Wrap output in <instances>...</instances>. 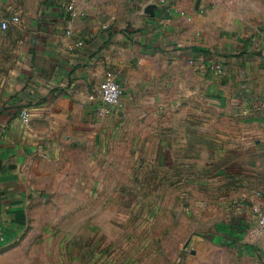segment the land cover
Instances as JSON below:
<instances>
[{
  "label": "crops",
  "instance_id": "crops-1",
  "mask_svg": "<svg viewBox=\"0 0 264 264\" xmlns=\"http://www.w3.org/2000/svg\"><path fill=\"white\" fill-rule=\"evenodd\" d=\"M67 1L0 0V23L20 15L8 29L0 24V43L15 52L13 92L0 109V248L26 230L30 203L48 182L43 164L90 160L98 149L130 165L131 182L142 179L145 160L156 181L228 183L236 192L220 196L242 214L216 222L215 234L256 254L264 241L247 228L250 192L264 188V0L234 13L228 21L247 25L220 50L193 40L180 0H76L86 11L76 16ZM149 2H157L155 13L145 11ZM108 68L124 91L122 104L102 115Z\"/></svg>",
  "mask_w": 264,
  "mask_h": 264
},
{
  "label": "rangeland",
  "instance_id": "rangeland-1",
  "mask_svg": "<svg viewBox=\"0 0 264 264\" xmlns=\"http://www.w3.org/2000/svg\"><path fill=\"white\" fill-rule=\"evenodd\" d=\"M177 5L189 35L204 47L224 49L247 25L228 21L234 13L242 17L247 0H180ZM14 57L13 47L0 43V109L13 92ZM102 153L92 149L90 160L80 156L60 167L43 164L48 182L30 203L26 230L0 248V264H264V244L250 254L243 243L222 241L215 234L216 222L242 214L220 196L236 192L228 183L205 175L203 182L156 181L145 160L138 169L142 179L131 182L127 172L132 167L118 155L109 160ZM68 173L86 175V180L69 181ZM258 190L264 193L262 187L250 192L257 199L248 203L254 222L247 229L264 241L257 228Z\"/></svg>",
  "mask_w": 264,
  "mask_h": 264
},
{
  "label": "built area",
  "instance_id": "built-area-1",
  "mask_svg": "<svg viewBox=\"0 0 264 264\" xmlns=\"http://www.w3.org/2000/svg\"><path fill=\"white\" fill-rule=\"evenodd\" d=\"M162 2H167V0H162ZM66 7L72 16L86 14L84 9L78 8L76 0H68ZM19 19L20 15L18 13L13 14L11 17H5L1 20V28L8 29L11 21H17ZM67 31L71 33L72 28L69 27ZM261 39L264 42V28L261 31ZM82 42V40H79V43ZM222 68L223 65L220 61H217L214 64L216 72H219ZM123 91V86L119 81L116 71L112 68H108L100 82V94L102 101L98 106V112L102 115L114 112L115 108L122 104ZM20 114L24 121H28L30 119L31 111L28 106H25L21 109ZM258 194L260 195V202L255 205V209L258 214L257 228L264 237V193L262 190H258Z\"/></svg>",
  "mask_w": 264,
  "mask_h": 264
},
{
  "label": "water",
  "instance_id": "water-1",
  "mask_svg": "<svg viewBox=\"0 0 264 264\" xmlns=\"http://www.w3.org/2000/svg\"><path fill=\"white\" fill-rule=\"evenodd\" d=\"M157 7V2H149L145 7V11L155 13Z\"/></svg>",
  "mask_w": 264,
  "mask_h": 264
}]
</instances>
